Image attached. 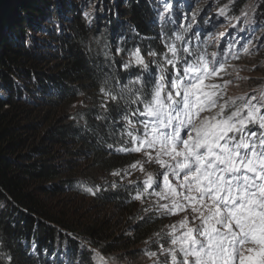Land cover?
Wrapping results in <instances>:
<instances>
[{
    "label": "trees",
    "instance_id": "16d2710c",
    "mask_svg": "<svg viewBox=\"0 0 264 264\" xmlns=\"http://www.w3.org/2000/svg\"><path fill=\"white\" fill-rule=\"evenodd\" d=\"M250 1L235 0V6L230 0L218 2L228 6L227 15L232 17ZM113 2L107 8L115 10L116 4L122 3L119 17L112 10L90 19L80 9L71 10L64 30L51 34L53 43L33 46L32 52L23 44L22 36L40 20L56 24L61 2L56 6L46 0H0V79L5 92L0 93V264H8L9 255L12 264H78L81 241H91L107 264H153L145 252L156 251L157 240L169 246L166 233L172 231V216L140 223L139 217L145 213L140 201L132 199L135 188L128 184L131 176L121 181L111 175L116 170L122 174L123 170L131 171L128 165L139 160L140 154L116 152L120 131L113 133L108 121L96 117L103 114L99 89L105 79L118 90L114 76L126 84L135 75L143 73L147 81L149 72H156L151 63L149 70L133 66L124 72L112 61L127 60L137 47L146 60H162L168 51L166 43L182 47L175 41L182 29L174 28L171 22L156 21V0ZM201 2L195 11L204 8L206 1ZM258 9L247 23L251 31L264 26L260 24L264 22V0ZM175 17L173 20L180 24ZM4 27L10 30L8 35H4ZM262 33L257 32V36ZM117 47L123 50L120 55H115ZM149 51L159 55L149 57ZM260 54L253 56L261 58ZM35 58L45 60L46 68H20ZM249 58L240 56L237 66ZM256 65L264 77V65ZM235 70L250 74L246 68ZM233 74L229 78L236 84ZM262 85V80L245 81L242 94ZM109 143L114 145L111 151ZM112 182L117 183L116 188L110 187ZM93 185H103L107 190L96 197L83 191ZM60 197L70 198L77 208H70L72 203L58 209ZM148 199L155 201L156 197ZM83 202L89 206H80ZM33 241L38 255H29ZM83 264L99 261L95 254L84 253Z\"/></svg>",
    "mask_w": 264,
    "mask_h": 264
},
{
    "label": "snow or ice",
    "instance_id": "6c2138e0",
    "mask_svg": "<svg viewBox=\"0 0 264 264\" xmlns=\"http://www.w3.org/2000/svg\"><path fill=\"white\" fill-rule=\"evenodd\" d=\"M230 3L235 6V0ZM171 7L164 5L161 21ZM227 9L225 5L218 15L228 21L230 30L213 33L200 27V11L190 5V15L183 17L187 26L179 25L182 32L175 35L182 47L166 43L168 51L162 60H146L137 47L127 60L112 61L124 72L133 66L149 70L150 63L154 64L156 72H149L147 81L143 73L126 84L114 76L118 90L109 86L108 79L99 89L103 114L96 118L108 121L113 133L120 131L115 151L142 156L128 165L131 171L111 173L121 181L132 171L143 175L142 180H128L135 188L132 199L140 201L145 213L139 222L181 217L166 233L168 247L157 240L156 251L145 252L153 264H264V85L228 96L232 80L223 79L231 75L229 68L233 67L228 58L239 59L237 45L244 54L254 55L264 48V35H253L240 44L233 33L248 29H237L231 20L248 23L250 12L254 14L258 8L246 5L232 17ZM202 37L205 46L193 48L192 40ZM210 47L215 50L209 51ZM122 51L117 47L115 55ZM147 55L155 58L159 54L149 51ZM257 67L254 64L253 70ZM107 148L111 151L114 145L109 143ZM152 165L157 167L155 173L148 171ZM110 187L116 188L117 183ZM106 190L103 185L83 188L93 197ZM153 196L155 201L148 199ZM79 248L82 258L78 264H83L84 253L95 254L99 264H107L91 241H81ZM37 249L33 241L29 255H38ZM6 259L12 264L11 255Z\"/></svg>",
    "mask_w": 264,
    "mask_h": 264
},
{
    "label": "rangeland",
    "instance_id": "374dc122",
    "mask_svg": "<svg viewBox=\"0 0 264 264\" xmlns=\"http://www.w3.org/2000/svg\"><path fill=\"white\" fill-rule=\"evenodd\" d=\"M113 1L114 0H59V1L58 0H46V3H48V5L54 4L57 6L61 2V4H60V8H61L60 14L61 15L60 16L56 15L57 23L54 24L53 21L47 22L46 20H43V21L40 20L38 26L30 27V31H27V36H24V37L22 36V40H24L23 44L28 46V48H30V50H32V52H34L33 46H37L39 48L43 47L45 45V43H48L49 41H51V34L52 33L55 34L57 32H61L64 30L63 26L68 24L69 20H67V19L70 18L69 15H70L71 10L80 9L83 16H84V12H88L89 16L87 18H90V19L94 18L97 14H99V12H106L105 14L107 15V14H110L112 12V10L117 15V17H119L117 12H118L119 8L121 9L122 3H120V2L117 3L115 10L107 8V7H110L111 5L114 4ZM202 1H206V4H205L204 8L202 10H200V16H198V20H200V27L202 29H205L207 31H211L213 33L225 32V31L230 30V25H229L228 21H225L224 17H220L218 15L219 10L221 8H224L220 5L221 2H218L219 0H202ZM157 2L159 3V7L156 9V12H160V13H162L164 11V5L165 4L171 3V6H172L171 11H170V13L166 14V16H168V18L172 19L171 23L174 24V28L175 27L180 28L179 25H184L185 27L187 26L188 21L184 20L183 17L186 14L190 15V12H189V6L190 5H191L192 9L195 11V9H197L199 7V4H203V2H201V0H157ZM258 3H261V0H251L250 2H248L247 5H256L258 8ZM68 4H69V6H67ZM71 7H73V8H71ZM259 11L260 10L258 9L257 12H259ZM175 14L177 15V18H178V21L180 22V24H178L177 22H175L173 20L176 18ZM252 15H253V13L250 12V16H252ZM33 20H34V22H36L35 19H33ZM205 20L210 21V23H204ZM157 21L161 22L159 17H158ZM221 22H223V26H221ZM231 23L236 24L237 29H241V28H247L248 29L247 25H249V24L245 23L244 20H242L241 22L231 20ZM260 24H264V22H260ZM49 26H51V27H49ZM9 31H10L9 29L5 28L3 30V32H5L4 35H8ZM261 31L263 32L262 35H264V26L258 25L257 30L251 31V29H248V32L247 31L240 32V33L234 32L233 37L238 39L240 41V44H244V41L247 39H251L253 37V35H255L256 37H259L260 35L257 36V32L259 33ZM13 33H14V31H13ZM233 37H229L228 39H232ZM203 40H204V37H202V39L200 41L193 39L192 40V47L193 48H195V46L196 47H204L205 44L203 43ZM50 43H53V41H51ZM254 43H255V41H254ZM180 45H181V42H180ZM249 47L251 48V50L255 51L254 47H252L251 45ZM208 50L214 51L215 47H210ZM236 51L239 53V57L240 56L250 57L249 55L244 54L243 49L240 47V45H237ZM259 52L261 53L260 54L261 58H256L255 56H252L249 59L240 63L238 66L235 62L237 60L229 57L230 58L229 64L231 66H233V67L229 68V72H231L233 70V68L235 69L237 67H241L244 69L246 68V69L250 70V74H246L243 70L233 71L234 72L233 76L235 78L234 81H236L237 83L228 86L227 94H229V96L242 95V93H243L242 88L245 85V81L252 80V79L264 81V77L261 76V73L257 69L253 70L254 64L255 65L256 64L264 65V48H261ZM33 55L35 56L36 54L33 53ZM41 67L46 68L45 60L41 61V60L35 58L30 65H27V67L21 66L20 68H23V69L26 68V69H30L32 71V70H36L39 68H40L39 70H42ZM46 70H48V68ZM229 77L230 76L225 75L223 79L228 80V79H230ZM248 77H251V79H246ZM234 81H233V83H234ZM220 82L222 83L223 81H220ZM3 85H4V83L0 79V87H1V93L2 94L5 93L3 88H2ZM31 109H35V107L31 105ZM32 119H34V118H32ZM140 159H142L141 154H140L139 160ZM156 170H157V167L155 165L148 166L149 172L155 173ZM133 174H136V175L139 174L141 179L144 178L140 172L132 171V173L130 175L131 177L129 179L134 180L135 178L139 177V176L136 177ZM60 201L62 203H59V204H61V206L58 209H62V207H63L62 205H66L67 207H70L69 204L73 203V200H71L68 197H60ZM161 202L166 203L167 201H161ZM80 206L87 207V206H89V203L83 202V203H80ZM70 208L76 209L77 207L73 203L72 207H70ZM69 213L73 214V212H71L70 210H69ZM172 218L175 221L174 224H177L178 220L181 217L180 216H172Z\"/></svg>",
    "mask_w": 264,
    "mask_h": 264
},
{
    "label": "clouds",
    "instance_id": "9594fccd",
    "mask_svg": "<svg viewBox=\"0 0 264 264\" xmlns=\"http://www.w3.org/2000/svg\"><path fill=\"white\" fill-rule=\"evenodd\" d=\"M158 17L160 18V12H156V21H157V19H158ZM165 20L166 21H168V22H171L172 21V19L171 18H168V16H166L165 17ZM157 22H159V21H157ZM159 23H162V21L161 22H159ZM253 51V50H252ZM250 57H252L253 55H249ZM236 62V61H235ZM233 73V70L231 71V74ZM0 93H1V87H0ZM4 93V92H3ZM2 94V93H1Z\"/></svg>",
    "mask_w": 264,
    "mask_h": 264
},
{
    "label": "bare ground",
    "instance_id": "6f19581e",
    "mask_svg": "<svg viewBox=\"0 0 264 264\" xmlns=\"http://www.w3.org/2000/svg\"><path fill=\"white\" fill-rule=\"evenodd\" d=\"M157 1V0H156ZM202 1V0H201ZM170 3V2H169ZM164 4V3H163ZM171 4V3H170ZM198 5V4H197ZM162 7V6H161ZM196 7V6H195ZM88 10V9H87ZM156 24V23H155ZM164 24V23H163ZM248 32V31H247ZM250 46V45H249ZM196 47V46H195ZM4 86V85H3ZM3 88V87H2Z\"/></svg>",
    "mask_w": 264,
    "mask_h": 264
}]
</instances>
